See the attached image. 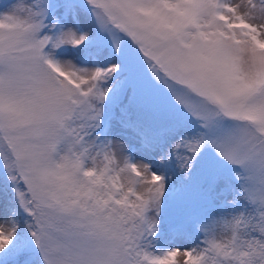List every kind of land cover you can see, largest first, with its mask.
Instances as JSON below:
<instances>
[{"label":"snow or ice","instance_id":"snow-or-ice-1","mask_svg":"<svg viewBox=\"0 0 264 264\" xmlns=\"http://www.w3.org/2000/svg\"><path fill=\"white\" fill-rule=\"evenodd\" d=\"M0 264H264V0H0Z\"/></svg>","mask_w":264,"mask_h":264}]
</instances>
